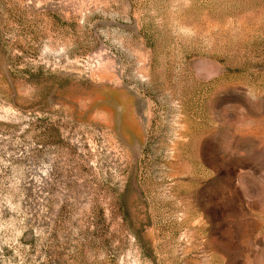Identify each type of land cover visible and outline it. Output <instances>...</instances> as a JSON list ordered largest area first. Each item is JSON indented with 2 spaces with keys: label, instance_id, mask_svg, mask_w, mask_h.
Instances as JSON below:
<instances>
[{
  "label": "rangeland",
  "instance_id": "obj_1",
  "mask_svg": "<svg viewBox=\"0 0 264 264\" xmlns=\"http://www.w3.org/2000/svg\"><path fill=\"white\" fill-rule=\"evenodd\" d=\"M0 264H264V0H0Z\"/></svg>",
  "mask_w": 264,
  "mask_h": 264
}]
</instances>
